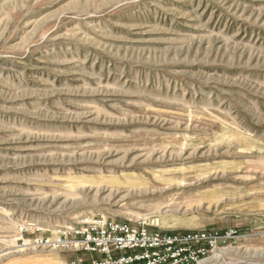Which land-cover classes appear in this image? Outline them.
<instances>
[{"label":"rangeland","instance_id":"374dc122","mask_svg":"<svg viewBox=\"0 0 264 264\" xmlns=\"http://www.w3.org/2000/svg\"><path fill=\"white\" fill-rule=\"evenodd\" d=\"M97 217L264 264V0H0V264Z\"/></svg>","mask_w":264,"mask_h":264},{"label":"built area","instance_id":"2783aa9c","mask_svg":"<svg viewBox=\"0 0 264 264\" xmlns=\"http://www.w3.org/2000/svg\"><path fill=\"white\" fill-rule=\"evenodd\" d=\"M49 232L35 244L71 254L65 264H197L222 238L208 231H166L105 217Z\"/></svg>","mask_w":264,"mask_h":264}]
</instances>
